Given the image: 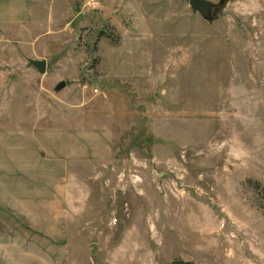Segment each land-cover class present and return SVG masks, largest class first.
<instances>
[{
  "label": "rangeland",
  "instance_id": "1",
  "mask_svg": "<svg viewBox=\"0 0 264 264\" xmlns=\"http://www.w3.org/2000/svg\"><path fill=\"white\" fill-rule=\"evenodd\" d=\"M98 1L0 0V264H264V0Z\"/></svg>",
  "mask_w": 264,
  "mask_h": 264
},
{
  "label": "crops",
  "instance_id": "2",
  "mask_svg": "<svg viewBox=\"0 0 264 264\" xmlns=\"http://www.w3.org/2000/svg\"><path fill=\"white\" fill-rule=\"evenodd\" d=\"M54 189L49 205L48 203L45 204V206H48L49 210L55 214L54 216L47 217L49 219V224L50 227H52V222L51 220H61V218H66L65 214V203L70 208V211L73 210L74 208V201L77 196V188L75 184L72 181H62L59 180L58 183H53ZM10 188H8L9 190ZM38 187L35 188L34 191H37ZM10 191V190H9ZM8 191V192H9ZM10 208L14 209V213L17 215L18 218H20L19 221V227L20 231H25V227H33L36 229L37 232H47V227L43 226L40 222V216L38 211L36 210H31L30 205L28 206L24 201L23 198L18 199L17 201L13 202L12 204L9 203ZM34 206V205H33ZM46 208V207H44ZM47 216V215H46ZM34 217V218H33ZM47 219V220H48ZM26 225V226H25ZM59 229V228H58ZM61 230V229H60ZM54 231H57V228L54 227ZM59 232V231H58ZM2 246H5L6 248L7 244H3ZM14 247L13 249L18 253V258H14L16 260L14 264H29L30 263V252L27 251V248L25 247L24 243H21L20 241H16L12 244ZM39 260V258H36Z\"/></svg>",
  "mask_w": 264,
  "mask_h": 264
},
{
  "label": "water",
  "instance_id": "3",
  "mask_svg": "<svg viewBox=\"0 0 264 264\" xmlns=\"http://www.w3.org/2000/svg\"><path fill=\"white\" fill-rule=\"evenodd\" d=\"M188 3L194 9H197L205 18L211 17V1L209 0H188ZM32 63L40 70L44 71L46 67V60L44 58H32L30 59ZM64 84V81H60L57 86L61 87ZM171 264H189L183 258H174L170 262Z\"/></svg>",
  "mask_w": 264,
  "mask_h": 264
},
{
  "label": "built area",
  "instance_id": "4",
  "mask_svg": "<svg viewBox=\"0 0 264 264\" xmlns=\"http://www.w3.org/2000/svg\"><path fill=\"white\" fill-rule=\"evenodd\" d=\"M98 3V0H84V4L89 6H96Z\"/></svg>",
  "mask_w": 264,
  "mask_h": 264
}]
</instances>
